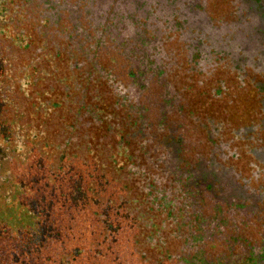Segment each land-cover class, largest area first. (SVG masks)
Listing matches in <instances>:
<instances>
[{"label": "trees", "instance_id": "obj_1", "mask_svg": "<svg viewBox=\"0 0 264 264\" xmlns=\"http://www.w3.org/2000/svg\"><path fill=\"white\" fill-rule=\"evenodd\" d=\"M200 1L0 0V264L245 261V209L155 130L178 100L171 69L203 74L186 44L213 26Z\"/></svg>", "mask_w": 264, "mask_h": 264}, {"label": "flooded vegetation", "instance_id": "obj_2", "mask_svg": "<svg viewBox=\"0 0 264 264\" xmlns=\"http://www.w3.org/2000/svg\"><path fill=\"white\" fill-rule=\"evenodd\" d=\"M236 1L234 22L228 26L204 22L203 33L188 37L186 44L198 49L201 75L207 78L196 81L199 89H211L214 100H223L229 107L223 122L214 128L219 144L214 145L213 168L236 204L247 212L242 232L249 228L250 233L234 237L242 238L246 246L242 264H264V0ZM200 10L196 15L209 20L203 6ZM192 54L185 55V69ZM189 72L191 79L198 76ZM216 77L219 87L211 86ZM223 82L229 83L231 97Z\"/></svg>", "mask_w": 264, "mask_h": 264}, {"label": "rangeland", "instance_id": "obj_3", "mask_svg": "<svg viewBox=\"0 0 264 264\" xmlns=\"http://www.w3.org/2000/svg\"><path fill=\"white\" fill-rule=\"evenodd\" d=\"M200 4L203 6V12L214 26L220 24L228 26L236 20L235 8L238 5L236 0H201ZM172 45V48L175 50L174 55L178 54V57L175 59L182 65L185 62V52L181 51L177 41H173ZM180 69H177L175 66L171 69L169 79L178 93V100L171 107L167 115V124L161 130L158 129V123L155 126L160 105L158 89H151L144 103L149 109L148 114L159 137H180L185 143L184 155L186 156L187 163L198 164L200 158H202L204 163L209 167V164H213L216 161L215 151H217L216 146L219 144V139L214 135V128L218 126V123L223 122L225 118L224 113L228 112L227 109L229 107L224 104L223 100H214V97L210 95L211 89H209V92L199 89L196 81H207L205 74L191 79ZM223 79L227 81L226 78ZM211 82V86L219 87L220 81L218 77L212 79ZM228 82L223 83H226L228 96L231 97V89ZM188 84L190 85L189 88L182 89L183 86L186 85L187 87ZM215 144L216 146H214ZM227 193L229 194V192ZM208 205L202 206L204 214H207L205 210H207ZM235 214L240 222L241 220L246 221L247 212H235ZM248 230L249 228L246 233L242 232V235L248 236L250 233ZM168 238L171 240L168 253L174 255L178 252V246L175 240L172 239L174 238L172 235L168 234ZM204 250L206 254L212 257L222 252L221 246L217 245L211 247L207 244ZM168 264L176 263L171 259Z\"/></svg>", "mask_w": 264, "mask_h": 264}]
</instances>
